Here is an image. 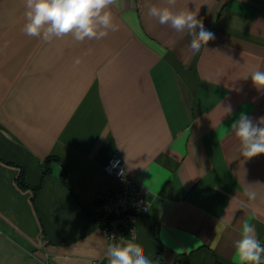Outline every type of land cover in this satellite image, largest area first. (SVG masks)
<instances>
[{"label":"crops","instance_id":"crops-1","mask_svg":"<svg viewBox=\"0 0 264 264\" xmlns=\"http://www.w3.org/2000/svg\"><path fill=\"white\" fill-rule=\"evenodd\" d=\"M145 3L117 0L118 30L78 43L25 35V0H0V264H108L88 210L119 189L116 152L148 201L128 241L153 264H236L245 221L264 243V154L230 133L241 114L264 127V0H176L214 34L195 54Z\"/></svg>","mask_w":264,"mask_h":264},{"label":"clouds","instance_id":"clouds-1","mask_svg":"<svg viewBox=\"0 0 264 264\" xmlns=\"http://www.w3.org/2000/svg\"><path fill=\"white\" fill-rule=\"evenodd\" d=\"M117 0H25V23L21 31L29 37H37L44 42L71 35L80 43L87 40H99L109 31L115 32L118 26L113 23L110 6ZM168 6L158 7L145 3L148 15L158 20L161 25H169L177 32L191 37L189 50L195 54L214 34L207 31L193 12L174 11L176 0H166ZM198 29V31H197ZM79 59L75 64H79ZM251 81L258 89H264V71L256 70L250 74ZM230 112L231 109H227ZM226 133L229 130L224 129ZM230 133L239 140L238 154L247 159L264 154V127L254 124L247 115L241 114L230 126ZM248 200L256 199L255 191H246ZM241 207L246 205L241 202ZM116 240L115 238H111ZM108 264H153L144 255L143 248L132 241L120 238L110 243L105 251ZM236 264H264V246L257 238L255 227L245 221L240 230V238L234 243Z\"/></svg>","mask_w":264,"mask_h":264},{"label":"built area","instance_id":"built-area-1","mask_svg":"<svg viewBox=\"0 0 264 264\" xmlns=\"http://www.w3.org/2000/svg\"><path fill=\"white\" fill-rule=\"evenodd\" d=\"M104 170L118 180L119 189L100 192L90 205L88 215L109 245L118 242L120 238L129 240L135 237V217L146 213L148 201L139 185L126 174L117 152L104 164Z\"/></svg>","mask_w":264,"mask_h":264},{"label":"trees","instance_id":"trees-1","mask_svg":"<svg viewBox=\"0 0 264 264\" xmlns=\"http://www.w3.org/2000/svg\"><path fill=\"white\" fill-rule=\"evenodd\" d=\"M45 171H46V172H48L49 170H48V169H46ZM64 174H65V171H64ZM20 184H21V185H25L23 180H22V181H20Z\"/></svg>","mask_w":264,"mask_h":264}]
</instances>
